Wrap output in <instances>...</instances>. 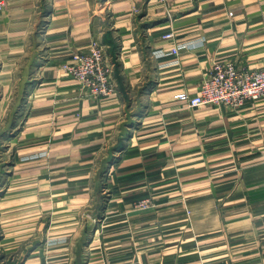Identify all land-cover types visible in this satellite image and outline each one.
<instances>
[{"label": "crops", "instance_id": "obj_1", "mask_svg": "<svg viewBox=\"0 0 264 264\" xmlns=\"http://www.w3.org/2000/svg\"><path fill=\"white\" fill-rule=\"evenodd\" d=\"M4 1L0 264H264V99H176L264 69V0ZM94 41L111 98L61 69Z\"/></svg>", "mask_w": 264, "mask_h": 264}, {"label": "built area", "instance_id": "obj_2", "mask_svg": "<svg viewBox=\"0 0 264 264\" xmlns=\"http://www.w3.org/2000/svg\"><path fill=\"white\" fill-rule=\"evenodd\" d=\"M166 6L169 0H155ZM6 8V2L0 0V13ZM163 40L176 42L173 32L163 36ZM173 54L179 53V47L172 49ZM62 71L75 79L83 92L94 98H111L117 95L118 87L114 80L115 64L107 49L98 41L84 52L75 53L71 60L62 66ZM176 99L184 102L191 109L203 106H225L240 109L248 102L264 99V69L250 70L238 66L233 61H216L206 80H204L197 96L191 97L184 92ZM154 206L150 199L137 202L135 208L146 210ZM44 264H53L46 262Z\"/></svg>", "mask_w": 264, "mask_h": 264}]
</instances>
